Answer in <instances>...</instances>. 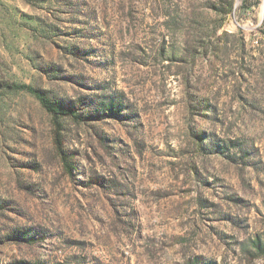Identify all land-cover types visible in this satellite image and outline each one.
<instances>
[{
    "label": "rangeland",
    "instance_id": "obj_1",
    "mask_svg": "<svg viewBox=\"0 0 264 264\" xmlns=\"http://www.w3.org/2000/svg\"><path fill=\"white\" fill-rule=\"evenodd\" d=\"M1 80L82 119L0 90V264H264V0H0Z\"/></svg>",
    "mask_w": 264,
    "mask_h": 264
},
{
    "label": "trees",
    "instance_id": "obj_2",
    "mask_svg": "<svg viewBox=\"0 0 264 264\" xmlns=\"http://www.w3.org/2000/svg\"><path fill=\"white\" fill-rule=\"evenodd\" d=\"M4 89L7 91L12 92H26L33 96L41 105V107L53 117V120L55 122V125L58 127V129L61 127V120L63 117H74L76 120H81V116L77 114V112L69 106L59 104L57 102L52 101L44 92L40 91L38 88L26 84V83H16V82H10L1 80L0 81V90ZM60 133L59 130L56 131V143L58 145V149H62V142L59 138ZM61 158L63 161V165L66 170L72 171V164H70V159L67 158L65 152H60ZM261 249V247H259Z\"/></svg>",
    "mask_w": 264,
    "mask_h": 264
}]
</instances>
